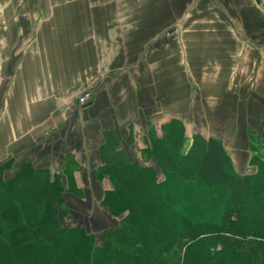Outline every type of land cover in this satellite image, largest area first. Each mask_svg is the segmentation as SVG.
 I'll list each match as a JSON object with an SVG mask.
<instances>
[{
	"label": "crops",
	"instance_id": "0c3cea01",
	"mask_svg": "<svg viewBox=\"0 0 264 264\" xmlns=\"http://www.w3.org/2000/svg\"><path fill=\"white\" fill-rule=\"evenodd\" d=\"M204 2L223 14L184 15L168 41L150 28L156 18L120 15L118 1L0 0L4 178L23 163L59 172L67 211H106L111 183L96 176L106 138L145 163L151 131L173 118L186 145L195 133L216 137L238 173L255 171L251 158L264 154V0ZM67 161L78 193L67 190Z\"/></svg>",
	"mask_w": 264,
	"mask_h": 264
},
{
	"label": "trees",
	"instance_id": "16d2710c",
	"mask_svg": "<svg viewBox=\"0 0 264 264\" xmlns=\"http://www.w3.org/2000/svg\"><path fill=\"white\" fill-rule=\"evenodd\" d=\"M149 138L145 163L117 149L115 136L100 148L96 176L111 183L100 204L120 222L99 242L58 223L59 172L23 163L5 179L2 164L0 264H264V159L238 173L220 139L195 133L186 145L174 118ZM72 167L67 190L78 193Z\"/></svg>",
	"mask_w": 264,
	"mask_h": 264
},
{
	"label": "rangeland",
	"instance_id": "374dc122",
	"mask_svg": "<svg viewBox=\"0 0 264 264\" xmlns=\"http://www.w3.org/2000/svg\"><path fill=\"white\" fill-rule=\"evenodd\" d=\"M4 1H12L14 3L16 2L20 3L26 0H4ZM100 1H103L104 3L111 1L113 2L118 1L117 10L120 11L118 12L120 15L122 14V15L134 16L136 17V19L137 18L141 19L146 17L156 18L155 20L156 23L151 24L150 28H155V27L158 28L160 26L161 29L165 31L168 41L174 38V34L176 32L180 33L182 31V28L184 29L185 25L181 22V18L184 15L191 14V12L193 11L195 12L192 13L193 15H202V16L209 15L212 12H217L218 14L221 15L223 14L222 7L220 5L215 7H212L210 5L204 6L205 4L204 0H100ZM244 1L245 0H243V2ZM193 5L195 7H193ZM107 9L109 10V8ZM261 12L264 17V4L261 8ZM112 14L115 13L112 12ZM261 155L258 156L260 157ZM256 170H257V166H256ZM69 171L70 169L68 170V172ZM58 208L59 209H58L57 217H58V223L61 226L82 227L87 232L95 234L98 242L102 240L101 238L103 235V231L105 229L109 227L118 226L120 222L119 221L120 218L117 216L116 217L112 216L105 207L104 208L106 209V211H88V210L67 211L62 202L58 205Z\"/></svg>",
	"mask_w": 264,
	"mask_h": 264
},
{
	"label": "built area",
	"instance_id": "2783aa9c",
	"mask_svg": "<svg viewBox=\"0 0 264 264\" xmlns=\"http://www.w3.org/2000/svg\"><path fill=\"white\" fill-rule=\"evenodd\" d=\"M87 98L85 95H80L77 97L76 101L78 104H84L86 102Z\"/></svg>",
	"mask_w": 264,
	"mask_h": 264
},
{
	"label": "bare ground",
	"instance_id": "6f19581e",
	"mask_svg": "<svg viewBox=\"0 0 264 264\" xmlns=\"http://www.w3.org/2000/svg\"><path fill=\"white\" fill-rule=\"evenodd\" d=\"M20 2V1H19ZM260 93V92H259ZM197 106V105H196ZM198 109V108H197ZM201 109V108H200ZM200 109H198V110H200ZM199 113V112H198Z\"/></svg>",
	"mask_w": 264,
	"mask_h": 264
}]
</instances>
